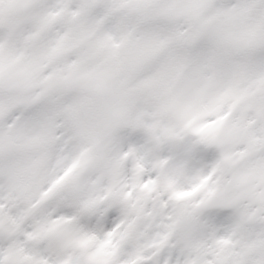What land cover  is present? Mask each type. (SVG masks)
<instances>
[{
  "label": "clouds",
  "instance_id": "1",
  "mask_svg": "<svg viewBox=\"0 0 264 264\" xmlns=\"http://www.w3.org/2000/svg\"><path fill=\"white\" fill-rule=\"evenodd\" d=\"M0 264H264V0H0Z\"/></svg>",
  "mask_w": 264,
  "mask_h": 264
}]
</instances>
